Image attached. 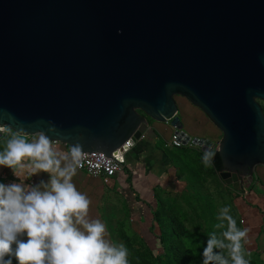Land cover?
I'll list each match as a JSON object with an SVG mask.
<instances>
[{"label": "water", "instance_id": "1", "mask_svg": "<svg viewBox=\"0 0 264 264\" xmlns=\"http://www.w3.org/2000/svg\"><path fill=\"white\" fill-rule=\"evenodd\" d=\"M177 95L218 145L185 130ZM259 100L264 0H0V126L20 136L124 163L150 120L170 122L239 188L264 165Z\"/></svg>", "mask_w": 264, "mask_h": 264}, {"label": "crops", "instance_id": "2", "mask_svg": "<svg viewBox=\"0 0 264 264\" xmlns=\"http://www.w3.org/2000/svg\"><path fill=\"white\" fill-rule=\"evenodd\" d=\"M177 103L185 130L196 136L190 126V101L177 98ZM175 130L170 122L150 120L145 136L126 153L123 171L108 182L77 169L67 144L49 141L41 134L3 136L9 157L0 160L4 168L0 178L5 183L0 229L13 235L17 231L40 234L48 229L56 236L84 233L99 239L129 229L160 239L157 215L173 214L170 203H182L180 206L184 207L188 201L194 206L188 210L194 211L198 196L208 199L197 187L193 188L192 172L183 162L195 149L203 155L208 153L197 145L190 149V145L168 146ZM209 162L213 166L211 159ZM263 175L264 165L260 164L253 181L245 180L239 188L221 179V188L227 192L242 223L240 238L249 250L264 243ZM205 182H201L204 188Z\"/></svg>", "mask_w": 264, "mask_h": 264}, {"label": "rangeland", "instance_id": "3", "mask_svg": "<svg viewBox=\"0 0 264 264\" xmlns=\"http://www.w3.org/2000/svg\"><path fill=\"white\" fill-rule=\"evenodd\" d=\"M177 98L181 101L185 97L177 95L176 100ZM259 102L264 109V100H259ZM190 106H192V114L189 117L190 126L194 128L192 130L193 135L210 138L218 145L223 138L222 131L200 107L192 103ZM4 135L16 136V133L8 128V132ZM195 150L189 152V157H185L183 162L192 172L191 184L193 188L195 189L197 187L198 192L204 198L208 197V199L202 200L198 196L194 211L188 210L189 207L194 208L193 204H190L188 201L184 207H181L183 205L182 203H170L169 208L172 209L171 212L183 224V227L191 233H184L182 235L179 240L180 246L186 252L188 251L190 255L197 254L200 252V249L206 248L214 258H225L233 264L239 260H244L245 263L254 262L256 264H264V243L262 245L260 244L261 247L256 250H249L244 245L239 233L242 228V223L238 216L236 217L234 206L228 199L227 192L221 188L224 180L221 181L222 178L218 172L210 165L209 161L211 157L208 156L209 154L203 155L201 154V150ZM10 162L13 163L12 161ZM1 168H3V165L0 163V172L4 171ZM204 181H206V188L201 185V182ZM4 186L5 183L0 179V201L3 197ZM6 189L10 194V186L7 187V184ZM36 227V231H39V225ZM47 230H44V233L42 232L40 234L36 232L34 235L19 231L13 235L5 233L1 229L0 232L22 243H29L40 239L45 240L46 243L54 246L59 252L67 255L82 256L84 254H94L93 256L96 257L98 256L96 254H108L116 250L119 261L122 264H142L139 249L145 251L147 250L145 247H149L155 254L162 252L160 239L155 236L148 237L143 234L133 233L129 229L125 231L134 237V244L126 243L123 237L124 230H121L119 233L101 236L100 239L98 236L84 233L79 234V236H56ZM93 261L94 264H103L99 257H96Z\"/></svg>", "mask_w": 264, "mask_h": 264}, {"label": "trees", "instance_id": "4", "mask_svg": "<svg viewBox=\"0 0 264 264\" xmlns=\"http://www.w3.org/2000/svg\"><path fill=\"white\" fill-rule=\"evenodd\" d=\"M16 136L18 135L16 134ZM2 138L3 136L0 138V160L9 157V154L6 152V143ZM187 147L189 149L193 148V146ZM211 161L216 172L223 169L222 160L218 152H215ZM157 219L160 222L161 228L160 241L162 252L155 254L149 247H145L147 249L145 251L139 249L142 264H233L225 258H214L206 248L200 249V252L197 254L190 255L179 244L182 235L190 233V231L183 227V224L174 214L166 213L164 217L158 214ZM123 233L126 243L134 244V237L126 231ZM93 255H67L59 252L54 246L46 243L45 240L40 239L38 241L22 243L0 232V264H94L93 260L96 257H99L103 264H122L119 261L116 250L108 254H96L98 255L96 257ZM234 264L256 263H245L244 260H239Z\"/></svg>", "mask_w": 264, "mask_h": 264}, {"label": "built area", "instance_id": "5", "mask_svg": "<svg viewBox=\"0 0 264 264\" xmlns=\"http://www.w3.org/2000/svg\"><path fill=\"white\" fill-rule=\"evenodd\" d=\"M7 132V126H0L1 136H3ZM126 143L130 145L129 141H127ZM167 145L181 147L185 144L180 138V135L174 132ZM187 145L194 146L195 144L189 142ZM67 146L74 166L77 169L86 171L87 173L93 176H100L105 182H108L111 178L116 176L119 172L123 171L124 169V163H122L116 157H108L104 153L98 151L85 154L83 152H79L72 146Z\"/></svg>", "mask_w": 264, "mask_h": 264}]
</instances>
